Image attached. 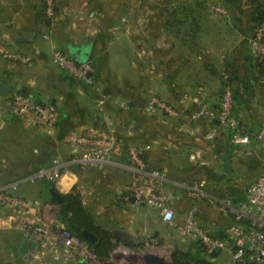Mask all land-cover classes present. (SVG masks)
<instances>
[{"label": "crops", "instance_id": "crops-1", "mask_svg": "<svg viewBox=\"0 0 264 264\" xmlns=\"http://www.w3.org/2000/svg\"><path fill=\"white\" fill-rule=\"evenodd\" d=\"M210 1L228 5L229 17L211 15ZM55 4V16L47 24L43 0H0V55L11 51L33 59L31 65L11 67L0 60V83L10 93H34L39 102L55 105L62 115L52 136L31 118L0 122V136L13 143L5 151L6 160L10 165L27 163L18 169L22 173L0 185L25 177L44 153L50 152L49 165L55 159L71 158L73 137L107 135L116 145L110 163L85 172L74 168L53 188L62 195L78 190L96 225L112 235L115 248L142 249L178 235L162 221L158 210L128 198L130 145L150 146L148 163L165 179L167 195L183 192L178 183L201 181L214 198L238 205V193L245 190L233 187L234 181L264 175V154L255 139L264 121V108L258 103L259 96L264 97V64L253 58L248 43L258 25L252 20L256 7L252 1L55 0ZM45 35L77 63L93 65L99 93L55 64ZM226 78L237 97L236 115L244 133L251 136L246 145H232L222 128L217 140L209 142L205 134L213 122L190 119L201 108L218 110ZM102 97L107 101L103 113L98 108ZM153 97L180 115L149 116L146 107ZM4 100L0 95V104ZM45 189L52 188L40 182L20 187V195L39 205H54L56 209L44 210V216L66 228L62 217L58 219L61 204L53 197L45 200ZM200 204L202 225L222 236L231 215L209 202ZM190 206L186 198L172 202L180 221ZM20 225V217L0 211V231L18 235L20 264H33L26 258L32 246ZM47 260L44 264H51Z\"/></svg>", "mask_w": 264, "mask_h": 264}, {"label": "built area", "instance_id": "built-area-1", "mask_svg": "<svg viewBox=\"0 0 264 264\" xmlns=\"http://www.w3.org/2000/svg\"><path fill=\"white\" fill-rule=\"evenodd\" d=\"M45 14L53 19L56 12L55 0H43ZM212 11L221 19L229 17L228 10L216 5ZM52 48L55 64L73 79L83 83L94 92L100 88L94 78L95 69L91 63L80 64L56 48L50 35L44 36ZM253 58L264 60V23L258 25L253 36L248 40ZM0 60L6 67L15 65H31L33 59L25 54L3 51ZM228 79L226 78V81ZM0 104V122L4 115L11 114L18 120L31 118L32 123L49 136L54 135L61 120L59 109L52 104H43L34 94H23L12 91ZM122 107L128 109L123 103ZM101 113L107 108L104 97L98 101ZM149 116L164 113L178 117L180 113L170 104L158 97H153L146 107ZM191 121L201 119L216 122L205 134V139L214 142L220 129L232 132L231 144L246 145L251 136L244 133L242 121L235 114L234 90L225 84L219 108L211 111L201 108L190 117ZM264 149V121L255 137ZM75 146V155L66 160L55 159L50 166L41 167L34 173L14 182L0 185V211H9L21 218L20 228L31 244L26 258L35 264H44L49 258L51 264H115L113 252L109 258H99L94 249L82 239L74 236L67 228L57 227L52 219L44 216V210L54 211L56 208L49 202L36 204L20 195V187L24 184L48 182L55 184L73 168L87 171L103 164L110 163L115 149V140L107 135L82 134L71 139ZM150 146L130 145L131 180L126 187L128 198L145 203L160 212L162 221L175 228L179 237L200 244L217 261L219 255L226 252L230 256V264H264V175L258 177L245 190L244 198L234 204L229 200H220L211 196L204 182L178 183L182 193L167 195L163 189L165 179L161 173L150 167L144 156H148ZM183 198L191 201L184 219L172 207L173 201ZM211 203L219 211L231 215L232 221L222 236L210 233L200 222L201 204ZM218 252L216 257L213 253Z\"/></svg>", "mask_w": 264, "mask_h": 264}, {"label": "rangeland", "instance_id": "rangeland-1", "mask_svg": "<svg viewBox=\"0 0 264 264\" xmlns=\"http://www.w3.org/2000/svg\"><path fill=\"white\" fill-rule=\"evenodd\" d=\"M209 11L211 15H215L212 11V8L216 5H222L220 2L210 1ZM223 6V5H222ZM216 16V15H215ZM220 18V17H218ZM221 19V18H220ZM69 75V74H68ZM69 77H71L69 75ZM71 79H73L71 77ZM75 80V79H73ZM76 81V80H75ZM78 82V81H77ZM81 83V82H79ZM83 84V83H81ZM259 105H262L264 108V97L260 95L258 98ZM263 112V109H261ZM11 142L9 140L4 139V137L0 136V182L3 180H12L14 179L17 173H22V170H18L20 167L27 166V163H16L11 165L6 158H8L5 151L12 147ZM24 169V168H23ZM74 169V168H73ZM71 169V170H73ZM20 171V172H19ZM65 174V173H64ZM18 175V174H17ZM256 178H242L237 179V181L233 183V187L239 189V191L246 190L247 184L252 182ZM40 183L36 182L34 184ZM58 183V182H57ZM34 184H24L21 188L34 185ZM78 191V190H77ZM5 232L0 231V264H20L19 250H18V235L13 232L8 236L4 234ZM196 242H192L189 240H184L178 235H171L168 237V240H156L154 245L145 246V248L138 249L137 248H127L116 246L113 250V261L115 264H139V258L143 254H155L161 256L165 259V264H196L197 258L199 257L200 247ZM207 261L215 263V264H230V256L223 252L219 255L217 261H213L211 256L205 253L204 257ZM35 264V263H34Z\"/></svg>", "mask_w": 264, "mask_h": 264}, {"label": "trees", "instance_id": "trees-1", "mask_svg": "<svg viewBox=\"0 0 264 264\" xmlns=\"http://www.w3.org/2000/svg\"><path fill=\"white\" fill-rule=\"evenodd\" d=\"M236 1L237 0H228V3L229 4H235ZM251 1L256 6V7H254L252 20L254 23H257L258 25H260V24L264 23V0H251ZM222 5L229 12V9L227 8L228 5L227 6L224 4H222ZM50 21L51 20L47 18V24H50ZM256 61L261 63V64H264V60H256ZM226 83L230 84V80L225 81L224 85ZM21 93L28 94V93H32V92L23 91ZM32 94H34V93H32ZM35 97L37 98L36 95H35ZM236 99H237V97L234 94L235 114H236ZM262 123L263 122L260 123L259 129H260ZM213 126H218V123L213 122ZM259 129H258L257 133L259 132ZM257 133H256V135H257ZM231 136H232V132L228 131V137H229L230 142H231ZM232 145H234V144H232ZM262 152H263L262 154H264V149H262ZM50 157H51L50 152L42 154L37 161H34V163H32L34 169L30 173L28 172V173H25L24 175L27 174L26 176H28V175L34 173L35 171H37L41 167L50 166L49 165ZM144 157L148 161V157L147 156H144ZM254 181H252V182H254ZM48 186L50 188H53L54 184L48 183ZM244 195H245V192H244V194L238 193V196H237L238 198L236 199V202H240L244 198ZM62 197H63V203L60 205L61 217H62L63 223L66 225V228L74 236L82 239L85 242H87L83 237V233L85 231L94 234L98 238L97 243L96 244H91L89 242H87V243L94 249L96 255L99 258H109L110 254L115 249V245L113 243V237L108 231H106V230H104V229H102L96 225L93 215L89 212V210H87L85 208L84 203L82 201V197L79 194V192H77L75 190L72 193L62 195ZM200 222H201V219H200ZM201 224H202V222H201ZM198 246L200 247V251H198L200 253V255L196 259L197 260L196 264H215V263L207 261L204 258L206 251L200 244Z\"/></svg>", "mask_w": 264, "mask_h": 264}, {"label": "water", "instance_id": "water-1", "mask_svg": "<svg viewBox=\"0 0 264 264\" xmlns=\"http://www.w3.org/2000/svg\"><path fill=\"white\" fill-rule=\"evenodd\" d=\"M9 93H10V89L7 86H5L3 83H0V95L5 98L8 96ZM3 119L7 121H12L14 119V116L11 114H7V115H4ZM51 197H53L58 204L63 203L62 194L58 192L55 188L45 189L43 191V198L48 201L51 199ZM58 219H61L60 214L58 215ZM83 237L87 242L91 244H96L98 241V238L94 234L89 233L87 231L83 233ZM217 255H218V252H215L213 253L212 256L216 257ZM138 262L139 264H165L166 263L163 257L155 255V254H143L140 256Z\"/></svg>", "mask_w": 264, "mask_h": 264}]
</instances>
